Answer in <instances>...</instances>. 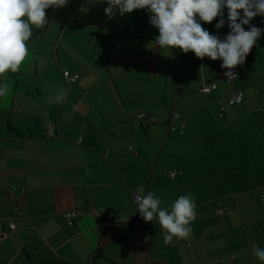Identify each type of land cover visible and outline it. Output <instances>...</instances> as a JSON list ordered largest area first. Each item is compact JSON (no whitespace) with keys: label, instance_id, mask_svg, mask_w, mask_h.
Here are the masks:
<instances>
[{"label":"crops","instance_id":"0c3cea01","mask_svg":"<svg viewBox=\"0 0 264 264\" xmlns=\"http://www.w3.org/2000/svg\"><path fill=\"white\" fill-rule=\"evenodd\" d=\"M106 6L49 7L45 30L30 25L20 70L0 75L11 85L0 97V264H264L251 254L264 248V36L228 81L220 59L156 45L147 9L109 19ZM222 11L220 29L219 17L196 18L221 39ZM237 89L242 102L227 105ZM173 114L182 133L169 129ZM148 192L169 211L195 197L189 237L166 242L157 217L137 215L132 194ZM76 207L102 219L69 226L63 214Z\"/></svg>","mask_w":264,"mask_h":264},{"label":"clouds","instance_id":"9594fccd","mask_svg":"<svg viewBox=\"0 0 264 264\" xmlns=\"http://www.w3.org/2000/svg\"><path fill=\"white\" fill-rule=\"evenodd\" d=\"M67 3L68 0H0V75L20 70L29 54L25 42L33 35L30 25H46L45 9L64 7ZM106 4L104 13L109 19L117 11L123 16L134 9H147L151 13L149 23L159 32L156 45L178 48L185 54L191 51L201 59H220L221 67L229 70L225 76L231 78L236 77L231 70L245 62L250 49L264 36V27L250 24L253 17L264 16V0H106ZM225 7L230 31L221 39L210 34L196 18L211 23L219 17L215 27L220 29L225 25ZM245 25H249L247 30ZM10 89L9 83H0V97H5ZM67 95V90L60 88L52 93V98L59 104L66 101ZM161 203L158 195L148 192L139 197L137 209L145 222L153 221L154 216L158 218L166 242H172L173 237H189V225L197 216L195 197L191 193L177 197L171 211L162 208ZM251 254L264 261V248L259 245L253 246Z\"/></svg>","mask_w":264,"mask_h":264},{"label":"built area","instance_id":"2783aa9c","mask_svg":"<svg viewBox=\"0 0 264 264\" xmlns=\"http://www.w3.org/2000/svg\"><path fill=\"white\" fill-rule=\"evenodd\" d=\"M64 78H65L66 81H74L75 76L74 77H69V76L65 75ZM230 80H231V77L228 79V81H230ZM212 87H214L213 84L210 85V88H212ZM242 95H243L242 90L237 89V90L232 91V93L227 97V100H226L227 105L233 106V105H236V104H240L242 102ZM218 115L220 117L223 116V108H220V111H219ZM140 117H143V116H140ZM176 117H177L176 115H173V118L170 119V121L168 123V126H169L170 130H175L176 129L173 126V124H172V120L174 118H176ZM43 130H44V135H46V132L48 133V138L51 141H55L58 138V136H59L57 125H56L55 122H52V121L47 122V124L44 126ZM179 133H182V128L179 129ZM174 174H175L174 171H168V175L170 177L174 176ZM140 196L141 195H139L137 193L132 194V200H133V202H134V204L136 206V213H137V215L141 216L139 210L137 209V205H138ZM262 201H264V198H262ZM219 212L220 211H217V213H219ZM63 217H64V219L66 221V224L69 225V226H71L73 224L74 219L78 218V217L79 218H81V217L95 218L97 220H101L102 219L101 213H99V212H91L87 208H84V207H76L73 210L65 212L63 214ZM112 217H113V214L109 213L106 218L107 219H112ZM1 233H2V231L0 229V234Z\"/></svg>","mask_w":264,"mask_h":264},{"label":"trees","instance_id":"16d2710c","mask_svg":"<svg viewBox=\"0 0 264 264\" xmlns=\"http://www.w3.org/2000/svg\"><path fill=\"white\" fill-rule=\"evenodd\" d=\"M45 12H46V17H45V19H46L47 24H48L49 16H50V8L45 9ZM47 24L41 27V32H42L43 30L46 29ZM64 76H65V75H64ZM74 76H75V75H74ZM74 76H72V77H74ZM69 77H71V76H69ZM75 79H76V76H75ZM75 79H74V80H75ZM173 115H176V116H177V114H173ZM140 116H143V117H140ZM140 116H139L140 119L145 118L144 115H140ZM150 121H151V120H150ZM173 126H174V125H173ZM174 127H175V126H174ZM175 128H176V127H175ZM173 131H179V130L175 129V130H173ZM168 171H172V170H168ZM168 171L165 172V175H167V176H169V175H168ZM145 195H146V194H145ZM132 202H133V200H132ZM133 203H134V202H133ZM108 220H110V219H108Z\"/></svg>","mask_w":264,"mask_h":264}]
</instances>
